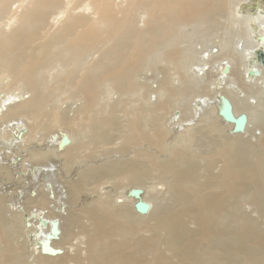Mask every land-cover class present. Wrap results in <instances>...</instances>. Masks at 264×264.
Returning <instances> with one entry per match:
<instances>
[{
	"label": "bare ground",
	"instance_id": "bare-ground-1",
	"mask_svg": "<svg viewBox=\"0 0 264 264\" xmlns=\"http://www.w3.org/2000/svg\"><path fill=\"white\" fill-rule=\"evenodd\" d=\"M114 1L137 7L132 41L114 15L106 42L79 18L39 46L0 41L18 90L0 84V264H264L263 0ZM185 27L222 33L195 51ZM45 65L75 67L74 117L44 93Z\"/></svg>",
	"mask_w": 264,
	"mask_h": 264
},
{
	"label": "rangeland",
	"instance_id": "rangeland-1",
	"mask_svg": "<svg viewBox=\"0 0 264 264\" xmlns=\"http://www.w3.org/2000/svg\"><path fill=\"white\" fill-rule=\"evenodd\" d=\"M117 3L119 2L114 0H0V41L18 32H36L35 46H39L59 35L62 27L70 23L72 18H79L83 21L78 28L79 32L93 29L97 32L100 39L106 42L110 37H115L112 34V29L107 27L105 20V18H110L111 15H114L118 20L122 18L121 22H125V16H130L128 27L127 29H121L120 37L132 41L137 36V23L139 19L141 20V17L137 16V7L132 6L128 13L125 3L119 8L116 7ZM247 6L248 5H246L245 10H248ZM37 12L42 13L43 20L41 25L37 26L33 22L23 24L24 19L28 20ZM103 14H105V17ZM101 19L104 24L101 23ZM184 30L185 35L189 33L188 41L195 51L204 47L205 49H210L213 42L218 41L216 36L222 33V30H218V32L200 31L196 33L195 30L193 32L190 27H185ZM100 46L108 49L111 47V44L108 42ZM63 47L64 44L61 43L56 51H62ZM214 51L216 52L217 50L214 49ZM93 55L95 58H99L101 54L96 53ZM166 67L167 64L165 65L164 63L158 62V66L153 69L156 70V72L148 70L145 72V75L150 77L153 74L160 78L162 74L158 69ZM23 69H25L24 66L18 69V71ZM37 71L39 72L38 77L40 74V79L42 83H44V93L46 91L50 99L56 102L59 107L65 109L71 118L74 117L81 106L79 99L76 98V95L73 93L75 67L69 74L63 73L62 71L59 72L57 67L54 69L48 65H45L43 68L39 66ZM16 82L17 80L12 79L9 75L0 76V84H12V88H8V95L17 94ZM156 85V83L152 84L154 87H156ZM3 91L4 90L1 91L0 96H5ZM55 130L56 129H53L52 131ZM12 139L11 137L10 140ZM0 182L1 191H5L6 189H3L6 188L4 184L5 180L1 179ZM18 196L22 195L20 194Z\"/></svg>",
	"mask_w": 264,
	"mask_h": 264
},
{
	"label": "water",
	"instance_id": "water-1",
	"mask_svg": "<svg viewBox=\"0 0 264 264\" xmlns=\"http://www.w3.org/2000/svg\"><path fill=\"white\" fill-rule=\"evenodd\" d=\"M258 60L264 66V55L262 54V52H258ZM224 117H226L228 120H234V117H233V114L230 108H227L225 110ZM235 125H236L237 130L243 131L246 125V118L240 117L238 120H236ZM135 209L140 214H146L149 210V205L145 202L139 201L136 203ZM56 231H57L56 225H53L52 233H56ZM42 252L43 254H48V255L58 254V251L50 247L48 242L42 243Z\"/></svg>",
	"mask_w": 264,
	"mask_h": 264
}]
</instances>
